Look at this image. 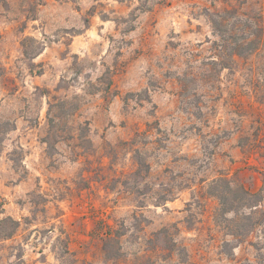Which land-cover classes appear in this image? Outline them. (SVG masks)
<instances>
[{
    "label": "rangeland",
    "instance_id": "obj_1",
    "mask_svg": "<svg viewBox=\"0 0 264 264\" xmlns=\"http://www.w3.org/2000/svg\"><path fill=\"white\" fill-rule=\"evenodd\" d=\"M231 6L264 26V0H0V264H264V216L234 236L210 190L264 184V44L215 63Z\"/></svg>",
    "mask_w": 264,
    "mask_h": 264
},
{
    "label": "trees",
    "instance_id": "obj_2",
    "mask_svg": "<svg viewBox=\"0 0 264 264\" xmlns=\"http://www.w3.org/2000/svg\"><path fill=\"white\" fill-rule=\"evenodd\" d=\"M211 21L214 30L220 37L214 41V45L223 52L222 58L215 63L222 68L231 67L236 57L249 56L259 50L264 44V26L258 21H251L254 18L260 20L261 15L257 16L241 11L239 7L231 6L223 10L211 12ZM27 53V52H26ZM65 100L62 106H66ZM53 103L50 102L51 111ZM74 115V111L69 112ZM55 123L54 118H51ZM5 123L0 122V150L3 143V134L5 133ZM140 154V152H137ZM139 168L146 166V162L137 160ZM211 193L217 196L221 203V211L225 215L228 213L235 214L234 218L228 224L231 234L234 236L245 235L251 232L257 224L255 216L264 211L259 209L264 199V184L259 190H251L242 183L234 182L228 176H220L212 180L210 184ZM0 213H4L0 211ZM20 226V221L11 215H7L0 219V238L6 239L14 236ZM103 240L105 253L108 257H120V249L113 250L111 245H120V234L114 230H107L102 234H97Z\"/></svg>",
    "mask_w": 264,
    "mask_h": 264
}]
</instances>
